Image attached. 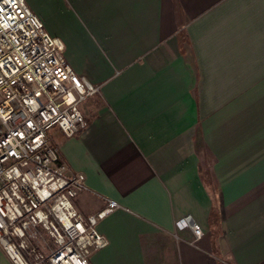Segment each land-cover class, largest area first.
I'll return each instance as SVG.
<instances>
[{"label":"crops","instance_id":"0c3cea01","mask_svg":"<svg viewBox=\"0 0 264 264\" xmlns=\"http://www.w3.org/2000/svg\"><path fill=\"white\" fill-rule=\"evenodd\" d=\"M26 2L100 86L84 129L49 130L77 208L118 205L91 264H264V0Z\"/></svg>","mask_w":264,"mask_h":264},{"label":"built area","instance_id":"2783aa9c","mask_svg":"<svg viewBox=\"0 0 264 264\" xmlns=\"http://www.w3.org/2000/svg\"><path fill=\"white\" fill-rule=\"evenodd\" d=\"M26 0H0V247L12 264H91L108 244L97 223L118 207L108 200L84 214L76 198L84 174L69 171L49 130L72 137L87 126L81 104L99 84L79 76ZM194 240L203 236L190 216L178 220ZM46 232L50 245L31 238Z\"/></svg>","mask_w":264,"mask_h":264},{"label":"rangeland","instance_id":"374dc122","mask_svg":"<svg viewBox=\"0 0 264 264\" xmlns=\"http://www.w3.org/2000/svg\"><path fill=\"white\" fill-rule=\"evenodd\" d=\"M31 244L37 246L38 248L48 247L50 245V240L46 232L41 231L38 235L31 238Z\"/></svg>","mask_w":264,"mask_h":264},{"label":"trees","instance_id":"16d2710c","mask_svg":"<svg viewBox=\"0 0 264 264\" xmlns=\"http://www.w3.org/2000/svg\"><path fill=\"white\" fill-rule=\"evenodd\" d=\"M183 39H185V37H183Z\"/></svg>","mask_w":264,"mask_h":264}]
</instances>
